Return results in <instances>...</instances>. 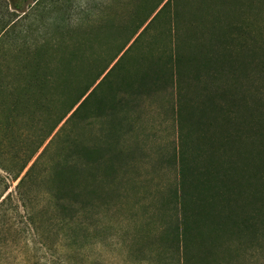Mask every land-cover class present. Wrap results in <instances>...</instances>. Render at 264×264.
<instances>
[{
  "label": "rangeland",
  "instance_id": "obj_1",
  "mask_svg": "<svg viewBox=\"0 0 264 264\" xmlns=\"http://www.w3.org/2000/svg\"><path fill=\"white\" fill-rule=\"evenodd\" d=\"M193 1L180 7L185 15L178 37L193 41L180 48L186 55L203 52L208 64L197 67V81L192 71L183 78L191 81L190 110L214 126L207 134L221 133L225 148L237 139L234 218L232 205L224 203L222 225L214 231L186 208L189 190L197 192L200 185L187 184L183 151L178 162L182 124L175 139L170 118L163 121L155 112L174 90L143 98L122 88L125 71L129 79L136 76L134 59L154 49L155 59L165 63L177 41L166 10L115 59L127 38L116 31L130 27L133 14L146 16L158 0H41L38 6L33 0H0V264H264V0ZM190 23L199 24L192 34ZM102 28L107 34L95 38ZM60 42L91 43L93 50L67 68L59 66L62 74L54 67L58 77L50 95L33 106L21 95L25 83L12 82L19 54L48 43L61 56L63 48H53ZM88 84L73 117L38 150L49 127ZM9 89L27 101L6 120ZM201 89L203 101L213 99L205 104L206 115ZM231 157L233 173L235 148Z\"/></svg>",
  "mask_w": 264,
  "mask_h": 264
},
{
  "label": "trees",
  "instance_id": "obj_2",
  "mask_svg": "<svg viewBox=\"0 0 264 264\" xmlns=\"http://www.w3.org/2000/svg\"><path fill=\"white\" fill-rule=\"evenodd\" d=\"M41 0H33L36 6H38ZM208 1L211 0H198V3L201 5L207 4ZM194 2L193 0H158L155 4L153 9L150 13L146 14L144 17H139L138 13L133 14L130 27L124 28V30H118L116 32L123 33L127 36L126 41L121 44L122 46L119 48L118 53L116 54L115 59L120 55H124L125 53L129 52L137 43L142 36H144L149 28L159 20V18L163 15V13L167 10L171 13L170 19L171 21L170 26L174 29H177V26L180 23V20L184 17L183 10H180L182 4ZM38 4V5H37ZM14 10H19L18 5L13 4ZM161 6L160 10L158 8ZM204 7V6H202ZM158 11V12H157ZM191 14V13H190ZM192 15V14H191ZM202 19V18H201ZM191 20V19H189ZM199 24L190 23L188 28V34H192L194 30L192 28H198ZM204 26H206L204 24ZM205 27H202L204 29ZM142 30L140 33L139 31ZM177 31V32H176ZM96 37H99V34L102 36L106 35L108 32L107 29H99L96 31ZM201 32V31H200ZM178 29L175 30V36L172 37V47L170 53L167 56V60L165 63H162V60L158 61L155 59L156 55H154L150 50L147 56H141L140 60H133L134 68V76L135 78L133 81L135 85L132 84V79H129L128 74L130 72L125 71V75H122L123 79V87L125 88L126 94L129 92L130 94H134L133 91L137 94H143L144 92H158L161 90H174L176 91V100H177V124L178 122L182 124V129L184 132V139L185 142L181 145V149L179 148V156L178 162L180 161L181 153L183 151V156L185 158V162L183 163L181 169L185 170L186 174L189 175L187 180V184L191 182H195L200 186L197 189V192L191 191L188 192V200L186 204V208L190 211L192 210L191 218L193 220H198L201 217L205 218L210 224L215 228L214 231L217 230L218 226L222 225L221 218L223 217V206L225 205H232L229 212H232V216L234 218V207L236 210V203H237V196H238V185H237V139L236 137L231 141L229 140L228 145L224 146L223 135L219 133L218 135L211 136L207 134L208 129H214L213 124H209L203 117V121L201 122V116L196 112L190 110L189 104L191 103V81L186 83L185 76L186 73H194L193 77L196 80L199 71H197V67H202L204 65L203 57L201 51H199V55L193 54V52L185 54V52L180 48L187 47L189 48L190 41L186 37H178ZM177 34V36H176ZM187 34V35H188ZM206 35V34H205ZM210 35V34H208ZM211 36V35H210ZM94 38V39H95ZM197 47L202 49L201 41L198 39L196 40ZM195 42V43H196ZM176 43V44H174ZM194 43V44H195ZM180 45V46H179ZM179 46V47H178ZM53 48L59 49L64 51L61 53L53 51L50 48V44L45 43L39 47L35 46L33 50L28 51L26 48L20 52L18 60L20 64V68L16 71L15 75L12 74V82L14 81H22L23 86L21 88V95L24 96L23 99L27 98V100L31 101L33 106H38L39 104L44 103L48 96L52 91L53 85L57 81L58 74L56 76L54 74V67L63 66L67 68L71 64V62L76 58H83V55L87 53L89 50L92 49L91 43L85 45L83 43L75 44V45H63L61 42L56 44ZM187 51V50H186ZM58 61V65L53 62V60ZM114 59V60H115ZM212 62V61H211ZM206 66L208 64L205 61ZM55 64V66H53ZM107 67L104 68L101 72L97 75V77L91 81L90 85H86L84 91L77 95V98L73 105L69 108L65 116L54 122L42 138V141L39 143L40 145L37 147L38 150L42 147L43 143L47 141L52 133L56 130V128L63 122V120L69 115L70 118L73 117L77 109V105L86 97L90 88L94 87L96 83L99 81L101 76L107 71ZM184 69V72L182 71ZM25 71H27L25 73ZM61 73V72H59ZM62 74V73H61ZM197 81V80H196ZM183 83V84H182ZM90 86V88H89ZM188 86V87H187ZM202 88V87H201ZM8 108L7 112L5 113L6 120H9L15 111V107L24 101L21 98H14V94L11 93V89L8 90ZM124 92V93H125ZM178 95V96H177ZM20 96V93H19ZM203 89L198 93V98L204 102V115H206V103H210L213 105L212 97H208L207 101H203ZM87 98V97H86ZM205 99V95H204ZM206 100V99H205ZM202 102L200 103V108L202 111L203 116V105ZM116 104H120V101L115 102ZM100 104V101H99ZM98 104V105H99ZM97 105V106H98ZM96 109V108H95ZM99 112H102L99 111ZM102 114V113H101ZM198 114V115H197ZM69 118V119H70ZM195 123V124H194ZM220 125V124H219ZM195 126H197V130L194 131ZM202 128V131H201ZM196 136V139H194ZM232 148L236 149V158L234 172L232 173V159L231 153ZM225 150L227 151L225 153ZM89 150H87L88 153ZM36 153L32 152L29 158L24 162L22 167L20 168L19 175L15 178V181L19 178L21 173L25 170L28 163L32 160ZM226 155V159H225ZM175 158V162H177ZM88 159L89 158L88 156ZM221 165V169L219 167ZM31 168L26 172L25 176L19 181L18 187L22 186L24 182V178L28 176L29 171ZM181 170V171H182ZM221 170V174H220ZM195 178V180H194ZM185 208V209H186ZM184 209V211H185ZM190 214V213H189ZM225 216V215H224ZM243 223V222H242ZM246 223V222H245ZM244 223V224H245Z\"/></svg>",
  "mask_w": 264,
  "mask_h": 264
},
{
  "label": "crops",
  "instance_id": "obj_3",
  "mask_svg": "<svg viewBox=\"0 0 264 264\" xmlns=\"http://www.w3.org/2000/svg\"><path fill=\"white\" fill-rule=\"evenodd\" d=\"M163 91V90H161ZM160 92V91H158ZM158 92H144L143 94H130L129 92L127 93V95H130V96H141L143 98L147 97V96H151V95H154ZM176 93L173 92L171 97L169 98V100H164L163 104H160L159 105V108H158V112L157 110L155 111L156 114L158 113L159 115H164L165 116V120L163 121H167L168 117L170 118V121H171V131L173 132V135L175 134V139H176V136H177V131H178V124H177V100H176ZM123 101H120V107L123 108ZM149 131H146L145 133H147Z\"/></svg>",
  "mask_w": 264,
  "mask_h": 264
}]
</instances>
